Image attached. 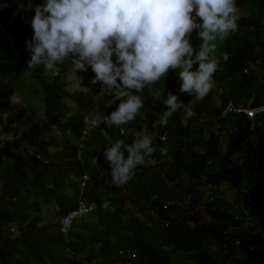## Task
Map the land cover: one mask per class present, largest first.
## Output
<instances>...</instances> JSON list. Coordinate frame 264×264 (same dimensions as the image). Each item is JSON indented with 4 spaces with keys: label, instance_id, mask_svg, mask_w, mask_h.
<instances>
[{
    "label": "trees",
    "instance_id": "16d2710c",
    "mask_svg": "<svg viewBox=\"0 0 264 264\" xmlns=\"http://www.w3.org/2000/svg\"><path fill=\"white\" fill-rule=\"evenodd\" d=\"M42 2L0 0V260L4 264L9 261L11 264L64 263L62 235L51 225L39 226L41 218L37 216L43 211L41 204H48L52 196H59L58 203L64 210L74 205L58 191L63 192L72 178L71 173L79 174L82 167L64 161L61 151L51 155L52 161L42 166L31 151H47L51 146L62 144L61 138L54 134V125L63 131L70 129L78 137L83 117L90 115L96 103L94 93L71 92L41 68H34L32 72L26 68L29 56L24 44L32 32L29 18L33 15V6ZM235 7L237 28L222 41L218 40L217 46L219 53L228 57L226 76L236 79V91L230 99L240 103L255 94L256 103H261L264 102V72L248 77L243 69L260 57L264 59V0H235ZM246 8L248 13L240 15ZM28 80L41 84L39 92L44 105V115L31 124L25 123L28 109L16 98L18 93L24 95ZM143 95V109L148 115L143 124L148 130V124L157 115L155 111L162 105L149 91L142 92ZM209 99L200 101L199 110L208 105L217 116L221 109L212 106ZM110 100L113 101L111 97ZM69 112L72 115L66 120ZM219 123L222 130L206 136L204 130L195 132L181 121H168L160 128L169 130V140L164 146L167 153L163 156L157 153L163 164L149 165L142 171L138 168L131 182L117 194L122 201L132 202L159 195V200H153L154 206L165 199H179L185 193H194L202 204L200 212L184 218L168 215L165 219L170 221L169 226L152 232L143 228L136 218H129L122 224V232L112 231L118 243L92 228L87 230L86 237L76 229L70 236L75 253L78 242L84 240L77 264H113L112 254L128 245L136 247L139 255L136 264H232V260L237 264H264V115L257 118L254 130L244 115L238 118L230 115ZM131 126L140 128L141 124ZM102 128L92 134L95 143L106 145L120 137L115 127ZM221 137H225V150L221 148ZM67 143L72 145L70 141ZM69 146L68 155H72L76 146ZM85 159L84 168L96 174L97 182L89 186L90 196L96 197L102 181L107 182L110 168L102 159V151L88 148ZM162 170H165L164 176ZM224 184L228 190H234L231 201L218 197L205 200L200 194L202 186L221 189ZM238 202L244 205L246 213L236 220L230 208ZM30 209L34 211V218L23 226ZM16 222L20 224L19 236L11 239L5 231L9 224ZM231 226L233 236L241 240L239 248L232 241L233 236L227 239L224 234ZM214 245L219 252L213 250ZM18 250L21 256H17Z\"/></svg>",
    "mask_w": 264,
    "mask_h": 264
},
{
    "label": "clouds",
    "instance_id": "9594fccd",
    "mask_svg": "<svg viewBox=\"0 0 264 264\" xmlns=\"http://www.w3.org/2000/svg\"><path fill=\"white\" fill-rule=\"evenodd\" d=\"M236 11L235 0H43L33 6V15L29 18L32 35L24 44L29 56L26 68L31 72L34 68H41L71 92L94 93L96 101L90 115L83 117L84 124L78 137L70 129L63 131L54 125V134L61 138L62 144L51 146L47 151H31L44 166L58 151L63 157L69 146L65 143L70 141L72 145L69 147L76 146V152L68 155L66 162L82 167L79 174L71 173L72 178L64 188L70 190V195L64 196L62 191H58L63 199L70 198L74 205L64 210L58 203L59 196H52L48 204H41L43 211L37 216L41 218L39 226L51 225L62 235L65 246L63 264H77L80 259L84 240L76 245V253L70 242L76 225L85 237L87 230L92 228L118 243L112 231L122 232L121 226L129 218H136L143 228L152 232L160 231L161 226H169L170 221L165 219L168 215L184 218L200 212L202 204L194 193H185L179 199H165L154 206L153 200H159V195L132 202L122 201L117 194L121 187L131 182L138 168L142 171L149 165L163 164L162 158L157 156L167 153L164 146L169 140V130L160 128L168 121H181L195 132L204 130L205 134L207 129L215 126L220 132L219 121L230 115L237 118L244 115L250 128L255 129L257 118L264 115V102L256 103L255 94L240 103L230 99L236 91V79L226 76L225 61L228 57L217 49L218 40L222 41L236 30ZM247 13L246 8L240 15ZM65 62L74 71L90 68L84 89H76L75 86L72 90L66 86L64 82L70 77L67 73L63 76L60 67ZM253 67H256V72ZM243 72L248 77L262 74L264 59L260 57L252 65H247ZM220 88V102L214 104L212 98ZM146 90L154 100H161L162 105L155 111L157 115L148 124V130L143 124L148 120L142 96ZM206 98H210L212 106L221 109L220 114L216 116L208 105L199 110L200 101ZM191 99L197 100L194 109L190 107ZM239 108L246 109V112ZM71 115V112L67 113L65 119ZM195 123L200 124L194 127ZM131 124L141 126L132 127ZM102 126L115 127L120 137L106 145L95 143L91 139L92 134L99 129L104 130ZM103 134L107 135V132ZM56 148L59 150L54 151ZM88 148L102 151V159L110 168L107 182L102 181L96 197L90 196L89 189L97 182L96 174L84 168ZM167 160L172 161V158L167 157ZM161 175H165V170ZM203 188L211 187L200 188L205 200L214 198H205ZM231 191L233 197L228 199L230 201L234 198V190ZM230 212L239 220L246 209L238 202L231 206ZM33 214L30 209L23 226L34 218ZM19 226L17 222L7 226L5 232L11 239L19 236ZM233 230L231 226L224 231L227 239L233 236ZM232 241L240 247L238 237L233 236ZM135 249L128 245L116 250L112 254L113 264L138 263L139 255ZM213 250L219 252L215 245ZM17 256H21L19 250ZM8 263L11 264L10 261ZM231 263L237 264L233 260ZM0 264L4 263L0 260Z\"/></svg>",
    "mask_w": 264,
    "mask_h": 264
},
{
    "label": "rangeland",
    "instance_id": "374dc122",
    "mask_svg": "<svg viewBox=\"0 0 264 264\" xmlns=\"http://www.w3.org/2000/svg\"><path fill=\"white\" fill-rule=\"evenodd\" d=\"M32 32L27 35V39H31ZM63 71V76L64 74L67 73V75L74 80V82L70 79L67 78L65 80V84L68 88H71L73 90V87L76 86V89H84V83L87 79L88 74L90 73V68L87 70H75L72 68V66H67L66 62L64 65L60 66ZM71 69V70H70ZM254 72H256V67H253ZM57 71V70H56ZM69 71V72H68ZM259 72L261 73V69H259ZM41 89V84L36 82V81H31L28 80L25 82L24 85V95L18 93L16 98L20 100L22 103V106H25L28 109V113L26 115L25 123L31 124L35 119H39L44 115V105H43V97L39 90ZM221 94H222V89H219V92L213 96L212 101L214 104H217L220 102L221 99ZM197 104V100H190V107L194 109L195 105ZM200 123H195L194 127L196 125H199ZM208 131L216 134L219 133V128L217 126L211 127L205 131V135L208 136ZM223 143L221 145L222 150H225V138H221ZM59 149L56 148L54 151H58ZM68 156V151H66L65 155L62 157L64 161H66ZM227 185V184H224ZM222 189H213V188H203L202 191L205 194V198L210 199L212 197H218V198H227L231 199L233 197V192L227 187L222 186ZM63 195L64 196H69L70 195V190L69 189H64L63 190ZM75 229H80L78 225L75 226Z\"/></svg>",
    "mask_w": 264,
    "mask_h": 264
},
{
    "label": "built area",
    "instance_id": "2783aa9c",
    "mask_svg": "<svg viewBox=\"0 0 264 264\" xmlns=\"http://www.w3.org/2000/svg\"><path fill=\"white\" fill-rule=\"evenodd\" d=\"M241 111H245L246 112V109H241L239 108ZM250 114H252V111H249Z\"/></svg>",
    "mask_w": 264,
    "mask_h": 264
}]
</instances>
